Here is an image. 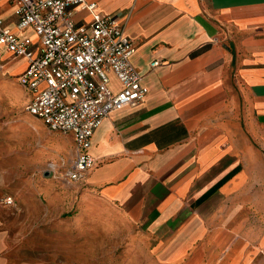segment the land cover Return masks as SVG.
<instances>
[{
  "label": "crops",
  "instance_id": "crops-1",
  "mask_svg": "<svg viewBox=\"0 0 264 264\" xmlns=\"http://www.w3.org/2000/svg\"><path fill=\"white\" fill-rule=\"evenodd\" d=\"M90 1L119 15L148 93L102 120L90 148L96 165L63 181L92 213L139 225L131 236L156 262L264 264V0ZM0 14L33 35L17 28L9 2ZM3 55L5 75L25 70L26 58ZM14 85L0 79L3 90ZM59 139L69 147L58 153L75 152L72 134ZM8 206L0 201V264H76L17 259Z\"/></svg>",
  "mask_w": 264,
  "mask_h": 264
},
{
  "label": "built area",
  "instance_id": "built-area-1",
  "mask_svg": "<svg viewBox=\"0 0 264 264\" xmlns=\"http://www.w3.org/2000/svg\"><path fill=\"white\" fill-rule=\"evenodd\" d=\"M9 2L20 34L0 14V71L2 55L24 57L27 65L17 75L29 93L26 110L53 131L73 135L75 155L63 171L51 173L66 182L81 181L96 165L90 153L92 136L102 120L125 106H135L148 93L132 62L136 46L117 14L97 11L90 0H0ZM88 11L92 19L77 15ZM159 65L154 61L152 66ZM110 74L121 84L111 87ZM3 202L12 205V197Z\"/></svg>",
  "mask_w": 264,
  "mask_h": 264
},
{
  "label": "rangeland",
  "instance_id": "rangeland-1",
  "mask_svg": "<svg viewBox=\"0 0 264 264\" xmlns=\"http://www.w3.org/2000/svg\"><path fill=\"white\" fill-rule=\"evenodd\" d=\"M6 18L10 22L11 14ZM0 79L18 82L17 76L1 71ZM30 97L22 85L0 88V201L10 196L15 201L4 212L15 257L52 263L163 264L150 258L146 242L135 243L131 234L141 231L139 225L92 213L81 192L51 173L52 163L63 171L75 152H57L56 147H69L66 140L63 145L57 141L65 133L49 129L26 110Z\"/></svg>",
  "mask_w": 264,
  "mask_h": 264
}]
</instances>
